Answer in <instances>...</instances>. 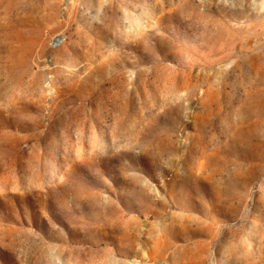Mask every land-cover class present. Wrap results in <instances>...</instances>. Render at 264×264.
I'll list each match as a JSON object with an SVG mask.
<instances>
[{"label": "rangeland", "instance_id": "374dc122", "mask_svg": "<svg viewBox=\"0 0 264 264\" xmlns=\"http://www.w3.org/2000/svg\"><path fill=\"white\" fill-rule=\"evenodd\" d=\"M0 264H264V0H0Z\"/></svg>", "mask_w": 264, "mask_h": 264}]
</instances>
